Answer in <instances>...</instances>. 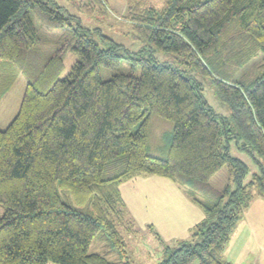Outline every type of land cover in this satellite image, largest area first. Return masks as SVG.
Returning <instances> with one entry per match:
<instances>
[{
    "label": "trees",
    "instance_id": "16d2710c",
    "mask_svg": "<svg viewBox=\"0 0 264 264\" xmlns=\"http://www.w3.org/2000/svg\"><path fill=\"white\" fill-rule=\"evenodd\" d=\"M125 18L135 38L179 56L185 69L141 55L146 48L123 56L107 36L101 46L58 0H0V78L5 87L19 72L26 78L17 113L0 129V264H132L88 250L102 233L125 252L120 186L141 175L172 181L203 210L190 239L157 264H231L223 251L233 227L252 190L264 198V57L238 73L264 53V0H129ZM67 49L76 60L56 78ZM123 58L139 75L101 78ZM196 76L212 83L229 119L212 110ZM152 114L173 122L163 156L148 153ZM231 144L255 154L247 181ZM223 165L230 180L217 189L208 180Z\"/></svg>",
    "mask_w": 264,
    "mask_h": 264
},
{
    "label": "rangeland",
    "instance_id": "374dc122",
    "mask_svg": "<svg viewBox=\"0 0 264 264\" xmlns=\"http://www.w3.org/2000/svg\"><path fill=\"white\" fill-rule=\"evenodd\" d=\"M58 2L68 8L70 13L77 15L84 27L93 31V36L101 46H108L107 42H101V35L107 36L122 46L119 51L123 56L127 55V52H137L141 48H146V52L140 53L141 55L145 56L150 52L158 61L185 69L179 56L157 50L153 45L149 47L147 41L135 38V32L125 18L129 0H58ZM135 2L160 7L163 0H132V3ZM91 3L92 6H90ZM80 4L86 6L90 13L83 12L79 8ZM263 57L264 53L260 52L240 68L238 73L254 72L257 65L263 62ZM75 60L74 52L67 49L64 53L62 70L56 78L64 77ZM0 70L2 71V67ZM119 72H133L139 75L140 70L138 65H132L131 61L123 58L116 68L102 67L100 76L102 79H107ZM13 78L6 87L5 80L0 78V81L3 80L0 82V129L6 128L17 113L26 85L23 73L19 72ZM196 78L195 81L201 84L202 95L212 110L225 119H229L230 109L227 103L217 96L212 83L204 77L196 76ZM172 127V121L156 114L150 116L149 154L165 155L164 149L168 144ZM230 153L249 166L245 181L249 180L251 173L257 171V164L253 159L255 154L250 152L249 147L236 149L233 144L230 146ZM149 176L125 181L120 186L126 204L123 223L127 229L120 228L126 242L125 252L122 254L112 250L102 233L92 239L89 252L99 253L116 263L128 260L132 264H157L168 248L174 250L183 241L190 239L191 227L200 221L203 210L172 181L155 175ZM229 180L227 167L223 165L209 178L208 182L211 186L222 189ZM60 192L64 195L63 191L60 190ZM179 192L183 198L182 195L179 196ZM252 192L253 197L236 221L231 238L223 251L224 258L231 264H264V198L257 191L252 190ZM3 212L4 208L0 203V216ZM126 222L130 223L131 227H128ZM46 264L59 263L47 261ZM190 264H198V262L194 260Z\"/></svg>",
    "mask_w": 264,
    "mask_h": 264
},
{
    "label": "crops",
    "instance_id": "0c3cea01",
    "mask_svg": "<svg viewBox=\"0 0 264 264\" xmlns=\"http://www.w3.org/2000/svg\"><path fill=\"white\" fill-rule=\"evenodd\" d=\"M143 176H149V175H141V176H138V179H140V178L143 177ZM149 177H150V176H149ZM134 179H137V177L134 178ZM143 179H144V178H143ZM144 181H145V180H144ZM169 181H170V180H169ZM172 183H173V182H172ZM180 195H182L181 192H179V196H180ZM182 198H183V195H182ZM187 202H188V201H187ZM189 203H190V202H189ZM202 213H203V212H202ZM202 213H201V217H200L201 219L203 218V214H202ZM199 220H200V219H199Z\"/></svg>",
    "mask_w": 264,
    "mask_h": 264
}]
</instances>
